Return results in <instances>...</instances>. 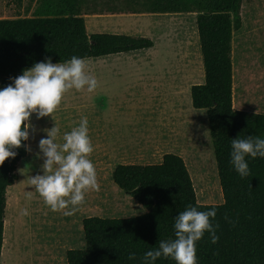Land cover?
Returning a JSON list of instances; mask_svg holds the SVG:
<instances>
[{
  "label": "trees",
  "instance_id": "trees-1",
  "mask_svg": "<svg viewBox=\"0 0 264 264\" xmlns=\"http://www.w3.org/2000/svg\"><path fill=\"white\" fill-rule=\"evenodd\" d=\"M30 1H36L31 17L0 19V87L49 57L57 63L73 55L89 59L154 47L144 37L88 34L84 16L97 13H85V0ZM125 1L144 8L126 13L197 15L205 83L192 87V105L207 113L224 203H198L188 168L178 155L166 154L158 165H118L114 183L147 213L123 219L85 218L86 249L67 251V264H141L145 251L158 247L159 240L174 238L175 217L188 206L200 211L215 207L212 223L219 225L216 244L207 232L196 243L197 264H264V158L249 159L250 173L244 178L229 162L231 139L264 138V114L233 105L232 40L242 28L243 0ZM16 4L21 6L22 0ZM31 8L30 4L27 11ZM13 151L17 155L0 165V264L7 192L18 180V163L27 156L24 146ZM129 252L136 253L135 260L128 259ZM156 264L176 262L161 257Z\"/></svg>",
  "mask_w": 264,
  "mask_h": 264
},
{
  "label": "rangeland",
  "instance_id": "rangeland-1",
  "mask_svg": "<svg viewBox=\"0 0 264 264\" xmlns=\"http://www.w3.org/2000/svg\"><path fill=\"white\" fill-rule=\"evenodd\" d=\"M35 2L22 0L21 6H18L16 0H0V19L31 17L36 7ZM30 4L32 8L28 12L27 8ZM135 8L144 10L143 7L130 4L125 0H85L83 5L85 13L110 11L126 13L124 11ZM184 15L185 17L183 18H167L164 20L147 17L130 20L122 19L121 21L122 24L128 21H135L140 24L139 30L143 32L149 30L153 33L155 41L150 39L158 44L159 52L169 57L167 66H170V64H174V56L183 54L184 51H186L187 55V52L194 50L202 56L197 16L193 13ZM241 16L242 28L234 33L232 40L234 65L233 99L235 98V109L264 113V0H243ZM86 21L89 30L94 29L91 26L93 19ZM187 36L190 42L186 41ZM203 74L205 81L204 68ZM81 94L82 90L76 91L75 89L65 93L61 104L52 114V117L51 115L47 116L48 120L46 123H42L45 117L37 119L36 116H33L34 121L39 125L38 131L39 135L42 134L41 137L46 136V133L41 130L42 124L44 129H50L56 123L60 129L57 142H63V133L70 131L67 119L71 115L77 118L79 114L74 110L79 108ZM190 107L198 112L197 115L204 116L200 120L202 125L198 124L195 126L196 133L194 134L195 139L192 145L186 147L185 151V153L187 152L188 171L191 178L192 173L195 178L194 180L192 178V181L195 184L194 189L196 188L197 200L198 203L208 202L205 205L222 204L224 200L221 201L222 203H218L220 202L218 200L221 199V191L219 190L221 185L207 114L205 110L194 109L192 103ZM150 110L149 108L145 111L148 112ZM161 110L165 111L164 108H161ZM139 111H141L139 108L116 109L114 112H112V109L109 110V114L105 115L108 122L107 130L110 131V122L116 120H119L122 130L123 125L131 124L132 121H137V118L141 117ZM205 127L207 128L206 130L204 129ZM89 159L95 165L100 190L86 193L85 202L71 216H65L60 211H51L39 194L35 192L34 186L30 184V177L43 174L41 167L43 154L41 153L39 158L34 155L32 159L26 156L25 159L18 163V180L7 192V195L10 192L20 194L14 218L15 222L17 221L15 243L17 239L18 241L21 239V243L16 248L17 258L14 264H57L54 261V254L59 255L62 259L59 260L58 264H65L63 261L65 250L59 248L56 251L55 249L56 234L64 230L65 224H67V228L72 235L69 239L68 249L84 250L86 249L83 231V220L85 218L123 219L147 213V210L142 205L128 196L114 183L113 171L110 166L104 165L101 162L102 160H98L97 156L91 155ZM29 195L31 198H29ZM7 207L8 201L5 212V226L8 213ZM23 208L28 209V216L20 215V210ZM4 236L6 237V233Z\"/></svg>",
  "mask_w": 264,
  "mask_h": 264
},
{
  "label": "crops",
  "instance_id": "crops-1",
  "mask_svg": "<svg viewBox=\"0 0 264 264\" xmlns=\"http://www.w3.org/2000/svg\"><path fill=\"white\" fill-rule=\"evenodd\" d=\"M184 14L190 13L133 14L110 11L97 12L95 15H86L84 18L85 21L93 19L91 26L94 29L89 30L86 23L88 34L127 35L154 40V34L149 30L143 32L138 29L139 23L128 21L122 24L121 20L147 17L164 20L183 18ZM186 41L190 42L188 36ZM158 50L159 46L155 42L154 47L149 49L86 59L87 71L96 77L98 86L91 93L82 90L79 108L74 110L79 114L77 118L71 115L67 122L71 130L78 126L81 116L87 117L89 136L94 147L90 156H97L98 160L110 166L112 171L121 164L158 165L163 162L166 154L182 157L188 166L185 151L191 144L184 139L188 136L194 138L195 126L202 125L200 120L204 118L203 115H197L198 112L190 107L192 87L205 83L203 59L193 50L187 52V55L183 52L174 56V64L167 66L169 57ZM233 105L235 108V98ZM125 108L141 109L139 111L141 117L137 118V121H132L131 124L123 125L122 130L125 129V132H122L119 120L112 121L108 131L105 115H108L111 109L114 112L116 109ZM149 108L151 110L146 112L145 110ZM161 108L165 111L163 112ZM47 120L48 118L45 117L42 123H46ZM31 133L33 145L39 152L38 142L42 134L39 135V131L36 130ZM29 141L30 136L27 141L28 146ZM192 178L195 179L193 173ZM193 185L195 186L194 183ZM219 190L221 199L218 203H222L224 196L221 186ZM199 204H208V202ZM71 236L67 224L64 230L56 234L55 249L56 251L59 248L65 250L63 258L65 264ZM2 255L1 264H3ZM59 260H62L60 256L54 254V261L58 264Z\"/></svg>",
  "mask_w": 264,
  "mask_h": 264
},
{
  "label": "clouds",
  "instance_id": "clouds-1",
  "mask_svg": "<svg viewBox=\"0 0 264 264\" xmlns=\"http://www.w3.org/2000/svg\"><path fill=\"white\" fill-rule=\"evenodd\" d=\"M87 67L84 57L73 55L57 63L49 57L34 63L19 76L10 78V84L0 87V165L17 155L14 148L24 146L26 151H31L23 142L29 140L30 129L35 132L30 122L33 114L37 119L52 117L69 90L91 93L97 88L98 81ZM43 131L46 136L40 138L36 153L38 158L43 154V174L30 177V184L51 211L71 216L85 202L86 193L100 190L95 165L89 159L94 147L88 119L81 116L78 126L63 133L62 143L57 142L60 129L56 123ZM257 157L264 158V138L238 135L231 139L229 162L241 178L250 173L248 160ZM216 214L215 207L206 211L195 206L186 207L175 217L174 238L159 240L158 247L145 251L141 264H156L161 257L171 258L176 264H197L196 243L205 233L212 244L219 240V225L212 223ZM20 215L28 216V209H21ZM128 259L135 260L136 253L129 252Z\"/></svg>",
  "mask_w": 264,
  "mask_h": 264
},
{
  "label": "bare ground",
  "instance_id": "bare-ground-1",
  "mask_svg": "<svg viewBox=\"0 0 264 264\" xmlns=\"http://www.w3.org/2000/svg\"><path fill=\"white\" fill-rule=\"evenodd\" d=\"M186 54V51H184ZM34 118L33 116L30 118V122L34 127ZM39 125L37 122H35V130L38 131ZM32 130L30 129V141H29V147L31 151H28L27 158L32 159L34 155H36V146L33 145V140H32ZM194 138H190L189 136L185 139L188 144L192 145V142L194 141ZM36 145V144H35ZM190 146V145H189ZM17 189V188H16ZM20 193V191H19ZM7 201H8V213L6 217V237H5V242H4V247H3V255H2V260L3 264H14L16 261V248L19 246L21 243V239L15 243V235H16V222L14 218L15 212H17V202L19 201L18 198L20 194H17L16 192H10L7 195ZM19 203V202H18ZM20 222V220H18ZM20 227V226H19ZM20 230V228H19ZM18 232V231H17ZM18 237V236H17ZM17 244V245H16Z\"/></svg>",
  "mask_w": 264,
  "mask_h": 264
}]
</instances>
